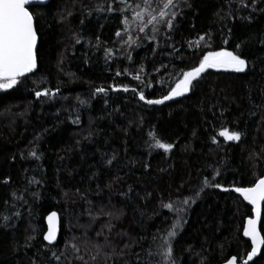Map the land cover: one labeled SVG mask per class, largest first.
<instances>
[{"label":"trees","instance_id":"1","mask_svg":"<svg viewBox=\"0 0 264 264\" xmlns=\"http://www.w3.org/2000/svg\"><path fill=\"white\" fill-rule=\"evenodd\" d=\"M176 3L172 29L161 22L155 33L151 25L144 33L134 24L126 30L123 19L132 12L116 11L123 7L118 0L30 7L38 70L0 90V264H83L77 255L89 264L163 262L147 255L156 250L152 237H166L180 217L162 203L183 209L172 239L175 264L247 258L252 249L243 229L253 209L233 189L264 176V0ZM129 35L139 37L135 44L125 42ZM221 49L244 58L247 70H208L184 96L146 103ZM101 87L105 93L96 92ZM57 88L54 97L35 96ZM225 129L241 139L221 137ZM150 133L173 148H155ZM52 211L60 214L61 234L50 245L44 234ZM96 244L102 251L91 261ZM262 258L264 248L252 264Z\"/></svg>","mask_w":264,"mask_h":264},{"label":"snow or ice","instance_id":"2","mask_svg":"<svg viewBox=\"0 0 264 264\" xmlns=\"http://www.w3.org/2000/svg\"><path fill=\"white\" fill-rule=\"evenodd\" d=\"M35 0H0V90L13 89L16 85L21 83V78L33 73L37 68V42L38 34L36 29V18L32 11H30V5H32ZM44 0H40L43 3ZM118 2L123 6L119 9H115L121 13L128 12L131 10V19L125 16L123 19V24L126 30H131L132 25H136L139 32L144 33L145 29L149 25L152 26V32L155 33L159 31L157 27L161 22L165 23L169 30L172 29V21L178 14L174 11L179 5L176 0H140L139 3L130 4L128 0H118ZM157 4V8H153V4ZM244 3V0H241ZM247 6L246 4L244 5ZM157 9H159L157 11ZM110 11L113 9H109ZM116 36H121V32H117ZM147 36V34H146ZM136 39H139L137 36ZM136 39H133L131 35L128 36L126 43L129 45L135 44ZM155 39V36H152ZM205 40L204 36H200L196 41V45L199 46V42ZM79 43V41H77ZM191 46V45H190ZM239 48V45L236 46ZM248 63L240 55L236 54L234 51H228L226 49H221L219 51H208L199 62L198 67H194L191 71L183 72V79L175 84L174 88H171L167 95H164L162 99H148L146 103L149 105H160L164 104L166 101H170L175 97H182L187 92L193 88V81L197 80L201 73L205 72L207 69H223L225 71H232L236 73H243L247 70ZM143 69H141L142 71ZM117 76L121 75L120 72L116 73ZM134 79L139 80L140 76L137 75ZM119 91L120 89H114ZM56 92L50 90L45 91H35V96L37 98L44 96L54 97ZM123 91L127 92L129 89L127 87L123 88ZM133 92L136 90L133 89ZM97 93H105L106 90L101 87L96 89ZM139 99L144 101L145 96L141 92ZM83 103V101H82ZM78 122V118L77 121ZM153 140L155 141L154 147L158 149H163L165 152L170 151L173 148L172 144L162 143L154 133H150ZM221 137H224L228 141L238 142L241 139V133L237 131L222 130L219 132ZM213 142L217 143L215 137H213ZM33 157H37L35 151L31 152ZM111 163V160L108 161ZM217 175L219 172L217 171ZM7 183V181H5ZM205 185H208V181H204ZM213 187H220V185H211ZM223 191H229V189L224 188ZM234 192L239 193L245 201L250 205L254 206L255 218H248L246 221V226L243 229V236L249 237L251 240V252L248 254L247 258L243 261V264H248L254 256H257L259 251L264 248V234L260 230L261 225V215L262 210H264V178L258 179L251 187H235ZM188 199L182 201V204H187ZM162 208H166L170 211H174L180 218L175 221L174 224L170 225L171 231L165 229L166 237L159 234L153 235L152 242L156 245V250L153 251L151 248L147 251L149 257L160 256L163 258V262L159 260H149L146 264H175L173 258V245L172 239L177 235V228L181 227V221L183 219L180 213L183 209L179 205H174L173 203L161 204ZM17 215H19L17 213ZM107 215L111 216V213ZM56 217V213L53 212L49 217L50 227L44 239L48 241L49 244L54 243L56 240L57 229L52 225L53 219ZM5 220L8 217H4ZM108 230L111 231L112 225L109 223L107 226ZM103 234V230L97 233V236ZM107 242V238H105ZM67 247V245H66ZM75 253L80 252V248L76 244L71 245ZM131 247L130 245H125V248ZM95 255L91 256V261H96L100 256L102 247L99 244L94 245ZM123 251V250H121ZM115 252V249H113ZM56 254L53 253V256ZM77 260L83 262V264H89V261L84 259L83 255H77L75 257ZM105 258L110 259L111 257L105 253ZM58 260L59 257L57 256ZM227 264H238L237 257L233 256L227 261ZM257 264H264V258L262 261H258Z\"/></svg>","mask_w":264,"mask_h":264},{"label":"water","instance_id":"3","mask_svg":"<svg viewBox=\"0 0 264 264\" xmlns=\"http://www.w3.org/2000/svg\"><path fill=\"white\" fill-rule=\"evenodd\" d=\"M50 1H51V0H44L43 3H40V0H35V2H34L32 5H30V7H31V6H35V5H46V4L49 3ZM38 45H39V37H38V42H37V50H38ZM38 67H39V64H38V56H37V68H36V70H34V72H36V71L38 70ZM34 72H33V73H34ZM30 74H32V73H30ZM30 74H28V75H30ZM262 178H264V176H263ZM250 206H251L252 209H253V215H252L251 217H252V218H255L254 206H253V205H250ZM53 212L56 213V217L53 219V221H52V225H54V226L56 227V229H57V234H56V240L54 241V243H52V244H50V245H53V244L57 243V242H58V239H59V237H60V234H61V217H60V214H59L57 211H52V212H50V213L46 216V218H45L47 229H46V232H45L44 236L47 234V232H48V230H49V227H50V223H49L48 217H49ZM262 215H263V210H262ZM262 215H261V222H262ZM249 218H250V217H249ZM246 221H247V220H246ZM245 226H246V223H245ZM245 226H244V227H245ZM260 230H261V225H260ZM244 238H245L246 240H248V241L251 242V240H250L249 237H245V236H244ZM44 240H45V239H44ZM45 242H46L47 244H49L48 241L45 240ZM262 249H263V248H262ZM262 249L259 251V253L257 254V256H254V257L252 258V260H250V261L248 262V264H252V263L254 262V260H255V259L261 254ZM232 257H233V256H232ZM232 257H231V258H232ZM231 258H230V259H231ZM230 259H228V260H230ZM228 260H227V261H228ZM244 260H245V259H244ZM244 260H243V261H244ZM227 261H225V262L222 263V264H227ZM237 261H238V264H243V261L240 262L238 258H237Z\"/></svg>","mask_w":264,"mask_h":264},{"label":"rangeland","instance_id":"4","mask_svg":"<svg viewBox=\"0 0 264 264\" xmlns=\"http://www.w3.org/2000/svg\"><path fill=\"white\" fill-rule=\"evenodd\" d=\"M208 70H217V69H207L206 71H208ZM206 71H205V72H206ZM203 73H204V72H203ZM201 74H202V73H201Z\"/></svg>","mask_w":264,"mask_h":264}]
</instances>
